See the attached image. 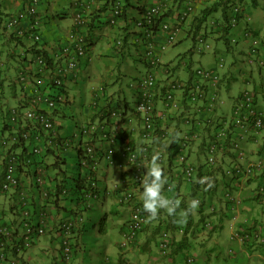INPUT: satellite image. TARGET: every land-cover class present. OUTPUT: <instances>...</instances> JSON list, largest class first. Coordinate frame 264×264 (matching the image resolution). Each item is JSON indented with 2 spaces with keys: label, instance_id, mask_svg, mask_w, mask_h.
Masks as SVG:
<instances>
[{
  "label": "crops",
  "instance_id": "0c3cea01",
  "mask_svg": "<svg viewBox=\"0 0 264 264\" xmlns=\"http://www.w3.org/2000/svg\"><path fill=\"white\" fill-rule=\"evenodd\" d=\"M77 1L78 0H53L50 5L45 6L46 8L44 6L41 7L43 15L50 21L48 26H51V28L48 26L43 28L44 43L43 46L39 48H41L44 53H47L50 59L58 53V45L64 41L67 34L73 29L72 15L74 14ZM135 2L136 4H134V0H131L134 8H129L128 16L132 15L129 16L131 24H128L129 30L126 31V26L119 25L115 27L110 24L109 20L113 16L111 13L112 7H105L106 0H100L96 13L92 16L94 21L90 31L92 47L89 49L87 55L79 62L80 71L77 78L66 87V94L69 99L68 106L59 112L57 111L58 121L62 129L64 121L68 115L73 118L71 133L73 132L75 122L80 121L83 124L98 123L102 120V116L100 115L102 108L99 107L106 103H108V105L118 106L125 112V115H135L134 105L137 94L135 95V93L129 89V82L133 79H129L128 77L136 78L137 76H140L144 70V66L139 62L137 56V49L139 47L141 49L144 48L142 46L144 42L141 43L139 40L140 35L138 36L139 33L143 36V32L136 27L132 19L138 17L140 11L139 7L143 8L146 4L155 3L156 0H135ZM27 3L28 0H0V17H6L12 13L18 12ZM225 6L226 0H208L205 4H201L199 6L200 10L196 13L194 19H189L181 28L179 40L169 44L170 46H165L166 54H163V58L168 62L172 61L173 63V61H175L176 64L179 63L176 67L177 74L180 78L186 79L190 78L189 75H191L192 70L197 68L194 63L196 55L206 56L212 53L213 62L208 64L207 67L213 66L219 57H224L227 61V65L223 71L222 81L219 85V94L222 100L221 106H224L222 97L223 91L226 90L230 92L234 83L240 78L243 84L248 88L243 90L234 99V102L230 107L231 110L236 104L238 97L246 91L256 93L257 102L264 108V23L262 21L264 16V0L245 1V20L230 35V38L234 36L238 39L236 45L231 44L229 36H227V38L221 36V34H219L220 32H218L217 28L214 26L215 24L223 22V8ZM257 9H261V12H257ZM178 14L179 12L175 13L170 20L176 21ZM201 20L203 23L200 22ZM247 30H250L253 33L252 38L244 37V33ZM165 36L166 35L163 32V38H165ZM8 38L9 37H7V39ZM169 38L170 33L166 41H169ZM201 39L211 45L210 50L201 48ZM211 39L214 41V45L210 42ZM156 41L157 38H154V44ZM4 42L5 38L0 42V50L5 52L7 46H5V48L2 46ZM33 43H28V45L25 46H17L15 49V53L19 57L25 58L23 63L26 65L32 64L33 52L30 51L31 47L29 46ZM149 43H151V41L145 42V44ZM186 43H189L186 49L175 54H170L173 49ZM145 44L144 46L146 49ZM219 45H222V48H220ZM122 46H124V48L122 49L123 54L121 55L119 51H121ZM158 46L161 47L162 45L159 44ZM252 48L259 50V57H254L250 54ZM229 57H233L235 61L228 63ZM243 58L244 60L240 62ZM96 63H98L99 69L96 67ZM8 67L9 66L6 65V68L4 69L3 65H0V84L2 85V89L0 90V119L6 116L10 108L13 107L12 105L15 101L18 103L16 106L25 108L29 103L30 95L33 90L32 88H47L50 83L49 76L41 72L35 75V77L32 76V81L28 84L18 85L14 82V69H8ZM88 71L87 82L91 83V86L89 91L84 94L81 109L79 112L75 113L70 89L74 88L83 75ZM167 73L168 72L165 71H159L158 73L159 77L161 76L162 85H164L166 80L169 79ZM3 77L4 80L1 81ZM85 84L84 81V89L86 88ZM19 89L21 90V93L18 96L17 92ZM100 89L104 91V97H102ZM92 102L98 103V109H94L93 106H91ZM228 114L229 113L226 112H217L212 118V121L209 123L207 122V124L204 125V130L195 129L194 133L193 131H190L192 130L191 121L196 118L194 109L187 108L179 117L173 116L169 122L170 128L175 130L172 140H163V144L155 142L158 147L163 146V151L168 155L169 160L163 164L168 180L181 171L178 162L180 153L177 152V149L185 134L187 132L191 133L192 136L194 134L192 144L188 151L191 162L198 165L205 164L208 147L215 139L214 134L217 131V127L222 120L230 119L231 116ZM141 126V119L136 115V121L131 126H125L121 122L119 123L118 128L112 127V133H114V135L111 137V141L101 139L97 141L96 144L105 151L113 150L118 143L123 141V139L131 140L138 146L142 141ZM119 128L121 129L119 130ZM239 131L240 129L237 125L234 123L230 125L229 139L227 140L228 143H225L224 148L217 155L220 165L224 168L230 165L234 160L231 143L232 135ZM260 137L261 140L256 142V140L249 135L247 141L242 143L245 155L251 160H260L263 155L264 129L260 132ZM159 140H161L160 137L156 139V141ZM42 144V147L45 146L47 151L44 150L46 151L44 157L41 159L39 157V163L42 162L43 164H40V166H44L46 174L49 173L50 168L58 172L57 166L48 167L49 165H54L49 162V159L50 157H53L55 162L62 163L60 157L61 154L56 150L51 149L47 143H45V140ZM28 148L30 149V146ZM48 149H51L52 151H48ZM17 151L23 156H26L29 153L28 149L27 152H23V149ZM1 154L2 153L0 152V164L2 161ZM56 156H59L60 158ZM101 167L103 168L102 174L105 175L106 182V186L104 187L105 204L102 205V211L96 209H99L100 205L96 207L93 203L95 201L88 202L89 206H92V208L87 209L85 204L82 203V200H78L76 207L72 208L74 213L71 214V209L67 206V203L64 205L63 199L56 202V205L48 201L38 200L39 198L36 197L37 195L35 194L33 198L35 199L36 204L32 203V208L34 206V209H44L43 211L45 213L48 211L49 217H46L47 219L44 223L50 227V231L45 237L39 239L37 243L25 252L24 258L27 261L31 264H58L61 243L56 229L57 225L55 224L72 218L77 212H79V214H82V222L80 223L74 238V242L77 245V254L74 264H89L91 261L90 250L99 253L98 259L94 264H124V260L129 264H153L152 261L155 258L153 249L155 247L158 250L157 241L159 240L156 237L154 238L152 233L157 228L158 222L152 223L148 226L143 239L141 241L139 240V243H136V248L133 249L130 247L129 250L126 247L122 248L121 244L124 242L123 225L132 217V213L130 207L118 203L115 194L123 188V178L126 174H123V169L118 166H110L105 159H101ZM214 173L217 174L221 181L220 183L222 185L224 184V186L227 184L224 181L230 180L223 176L221 170L220 172L215 170ZM25 176L27 181L32 183L33 178L31 172H28ZM262 179V176H258L255 180L249 182V184L246 185L245 191L242 193L241 198L244 199L243 208L236 216L241 223L254 224L257 222L258 225H261L264 222V213L260 210L257 202L253 199L256 193V188L261 183ZM57 183L58 179L56 177L50 178L48 175V188L54 189L57 186ZM191 186L192 185L187 182L180 183L179 192L183 198L182 206L180 207L181 210L186 209L192 199L189 197V193L192 190ZM140 194L141 192H139L138 195ZM1 200L4 201V212L6 211V206L8 204L12 205L13 210L12 214H6L4 220L10 222L14 220V218H17V201L14 199L8 200L2 196L0 197V201ZM204 203L205 206L203 207V212L200 211L201 207H198L195 212L188 214L186 223L191 226L189 232L196 233L195 235L188 234L187 236L189 243L191 244L190 253L187 255H192L191 253L194 252L197 261L196 264H230L231 257H229L226 249L229 250L230 248H234L238 254V261L235 264H252V261L250 262L249 260L254 256L255 251H260L259 253L263 255L260 264H264V247H255L257 249L252 248L250 255L249 246L247 247L239 242L233 243L226 237L225 234L229 231L228 226L231 223L232 215L235 213V208L229 207L227 203L222 200L221 192L219 191L213 196L212 200H210V198H205ZM254 208H259V212L254 214ZM202 216H205L207 220L214 221V224L217 225L216 228L208 232L207 230H202L198 227V222ZM0 217H3L2 211L0 212ZM160 217H162L161 219L163 221H169V214L164 210H161ZM101 223H105L104 233L99 230ZM53 225H55V228L52 227V229L51 226ZM113 232H118L122 241L116 242L112 245L110 244V239L113 238ZM229 233L231 234V229ZM174 235L176 236V239L180 241L183 234L175 233ZM102 239L106 240L105 247L99 245L100 240ZM225 240H227V242ZM225 242L226 244L224 245ZM227 244L228 246L226 247ZM112 247L118 252L117 259L111 258L108 253V251L113 252L111 250ZM102 250L105 251V254L101 252ZM171 252L173 251H170V259L168 260V263L182 264L181 254H177L176 252L172 253L171 256ZM105 256H108L109 260H107Z\"/></svg>",
  "mask_w": 264,
  "mask_h": 264
},
{
  "label": "built area",
  "instance_id": "2783aa9c",
  "mask_svg": "<svg viewBox=\"0 0 264 264\" xmlns=\"http://www.w3.org/2000/svg\"><path fill=\"white\" fill-rule=\"evenodd\" d=\"M44 1V0H43ZM43 1L41 0H28V3L24 6V8L17 13L12 15L1 17V22L3 25L9 29L10 31L15 30L18 24L24 26V30L19 31V36L21 37H29L28 39L33 40L35 42L42 41V32L41 28L44 23H47V19L44 18L42 12L40 10L41 5H43ZM52 0H45V2ZM163 0L159 1L154 5L152 10L141 17L140 20L151 19L153 15H162L163 14V6L165 8H169L174 5L175 0ZM185 5L189 6L188 13L184 12L181 17L183 20L193 19L197 13L198 4L206 1V0H182ZM99 0H78L75 13L73 15V30L68 34L66 41L63 45H61L60 53L55 57L56 60L62 61L63 65H57V67L53 71H49L54 78V83L58 87H61L66 80L71 79L74 74H76L79 70V59L86 56L87 48L89 45V37H88V26L91 21V14L94 8L97 6ZM169 3L170 5L164 4ZM121 4L116 2L112 7L114 14L117 16L122 13ZM243 0H232V4L230 5V10L228 11L229 24L231 27H237L239 17L243 14ZM142 27V22L139 23ZM138 25V26H139ZM171 25V24H170ZM139 26V27H140ZM172 26V25H171ZM170 26L165 25L164 29H169ZM149 31L144 33L147 34ZM180 35V29L175 30L170 33V40L175 42ZM147 36V35H146ZM156 46L150 44L147 51L153 52ZM209 48V46H207ZM159 53V49L157 50ZM257 51L255 49L252 50V54H256ZM160 54V53H159ZM44 58V57H43ZM42 57H38L37 61L40 66L45 67V60ZM156 66L153 68L154 72L161 69L164 65L162 57L156 58ZM225 59L220 58L217 66L214 68H206V69H198L194 78L190 83L187 82H178L177 84H171L168 87V91L164 96V100L162 99V103L164 104L163 111H158L153 108L155 105H158L160 101V90L159 93H153V88L157 85L160 86L159 80L156 79L157 76L146 75L139 82H135L132 87L137 92L138 104L136 105L135 111L140 116L141 119V128H142V137L145 140H148L150 137H160L163 140V123L167 118L168 113H176L182 108V101L186 97L189 103L196 105V112L198 114H211L215 110L218 102L219 96L216 92V87L218 82L220 81L221 75L220 70L224 68ZM46 68V67H45ZM44 68V69H45ZM30 69V67H29ZM43 71H46L43 70ZM22 80H25L24 73L21 74ZM154 95L158 98H154ZM54 99V98H53ZM51 98L44 99L43 97H37L32 103V109H30L26 113V121L32 123L34 126H38L41 130H44L46 133H52V139H57L56 133L54 134V123L48 115L45 113L39 112V105L46 104L50 107L55 106V99ZM63 101V98H60ZM153 102L152 105L150 102ZM164 101V102H163ZM122 114L118 111L111 112V117L114 119H119ZM233 117L236 119V123L240 125L243 129V132L247 129H251L256 135L263 130L264 128V109L260 108L256 103V96L254 93L245 92L241 97L234 108ZM155 119L160 121V129L155 126ZM129 124H132L133 119L127 120ZM8 122L13 126L17 127L20 125V115L17 110H12L8 119ZM108 126L107 124L100 125L99 127L90 126L83 127L80 130V136H84L87 139L91 138L92 135L100 133L104 138H108ZM161 132V133H160ZM54 134V135H53ZM21 137L25 141L34 140L37 142L40 139L39 135H34L31 131L21 130ZM93 137V136H92ZM243 138L241 135L238 136V139ZM217 139L210 148L209 155V164L213 165L216 162V155L221 150L223 140L227 139V132L225 129H221L217 134ZM188 140V137H186ZM13 143V139H10L8 136H5L3 133V129L0 126V150H4L9 147ZM84 154L82 158V165L85 167H89L92 162L91 167V176L89 179L93 181L94 172L97 170V161L95 160L94 165L93 161L95 159V148L92 144L87 143L84 146ZM235 148L238 150L239 155H237V159L239 161L234 167L227 171L229 176L239 175L241 177L246 178H254L257 176V173L261 172L264 169V155L261 160L252 161L247 160L245 155L240 152V143L239 141L235 142ZM143 149V151L141 150ZM187 149L188 145L186 142L182 144L179 148L180 152V163L183 164V169L180 174L174 175L171 179L168 180L169 184L173 185L172 190L168 191V184L165 185L166 192L175 196L177 192V186L180 182L178 177L181 174H184V179L186 182L197 181V173L198 168L189 163L187 159ZM154 151H158L161 153V161L163 162L167 159L165 153L162 150L155 149L149 143L141 144L139 147H135L130 141L124 142L118 150V158L123 160L126 163V166L132 173L131 184L141 185L142 176L146 174L147 169L143 167V162L145 158L150 159L151 155ZM34 155H40L42 153L39 147H34L32 149ZM106 160L110 163H114V156L112 152L107 153ZM28 165H33V161L31 159L26 160ZM19 167L20 162L18 157L14 154L9 153L6 157L5 171L1 177L0 174V189L4 193H10L12 191L18 192V197L21 200L22 204L26 207L24 211L25 216V245L28 246L35 234H44L45 230L43 227L34 228L30 223V212L27 209L28 205V195H27V185L23 183L22 179L19 177ZM263 174V173H262ZM207 177V176H202ZM3 179V180H2ZM205 181L204 183H206ZM44 180L41 176V170L38 171V176L36 179V184L41 187V195L44 197H48V191L44 188ZM130 184V185H131ZM93 187L96 186L95 181L92 184ZM132 190V188L130 189ZM91 195H93L91 193ZM258 196H261V206L264 209V179L263 183L258 189ZM230 201H233L236 205L240 204V199L227 195ZM121 200L127 202H132L134 195L132 191L125 192L121 195ZM200 203V199L197 198ZM134 218L132 224L130 225L128 231L130 232V237L133 238L134 234L143 231L144 226L151 221L148 218L149 214L144 211L142 205L134 204ZM75 226L73 222H67L62 226V232L64 234V251L62 256V264H71L72 263V248H71V230ZM207 227H211V223H207ZM5 236L10 237V231L7 228H3L1 230ZM171 234L168 231H164L160 240V250L162 253L167 254L169 250V243L171 242ZM232 241H238L243 244L254 243L261 246H264V222L261 225L257 226H248L241 229H234L231 235ZM230 253H234L233 250H230ZM1 258H4V254L1 255Z\"/></svg>",
  "mask_w": 264,
  "mask_h": 264
},
{
  "label": "clouds",
  "instance_id": "9594fccd",
  "mask_svg": "<svg viewBox=\"0 0 264 264\" xmlns=\"http://www.w3.org/2000/svg\"><path fill=\"white\" fill-rule=\"evenodd\" d=\"M41 1H43V0H41ZM159 1H161V0H156V2L152 3V4H146L144 7H146L147 5H150V6L155 5ZM207 1L208 0L203 1V2L198 4L197 12L200 10L199 6L201 4H205ZM245 1L246 0H243L244 10H246L245 9ZM52 2H53V0L52 1H48V2H45V0H44L43 1V5H41V7L48 6ZM99 3H100V0L98 2L97 6L99 5ZM231 4H232V0H226V6L227 7H228V5L230 6ZM97 6L94 8V10H93V12L91 14V21H90L89 26H88L87 33H88V37H89V45H88V48H87V53L89 52V49L92 47V44H91V41H90V31H91V24H92V21H93L92 16H94V14L96 13ZM41 7H40V10H41ZM137 7H139V6H137ZM75 9H76V7H75ZM229 9L230 8H227V10H229ZM224 11H226V7L223 8V12ZM112 12H113V9L111 8V13ZM74 13H75V11H74ZM12 14H14V13H12ZM12 14H10V15H12ZM42 15H43V13H42ZM73 15H72V23H73ZM112 15L114 16L113 13H112ZM1 17H0V30L7 29L3 25V22H1L2 21ZM44 18L47 19V17H45V16H44ZM243 19L245 20V17ZM49 24H50L49 20L47 21V23L43 24V27L41 28L42 35H43V31H44L43 28H46ZM240 24L241 23H239L238 26ZM238 26L235 27V29H237ZM179 29H180V34H181V28H179ZM72 30H70V32ZM68 34H67V36H68ZM252 34H253L252 32L245 31L244 37L245 38H252L253 37ZM67 36H66V38H67ZM179 37H180V35H179ZM179 37H178L177 40H179ZM66 38L64 39V41H62V43H60L58 45V48H59L58 49V53L53 56V58H52L53 60L54 59L56 60L55 57L60 53L61 45L64 44V42L66 41ZM229 39H230L231 44H233V45H236L237 42H238V39L236 37H234V36H232ZM153 40H154V38H153ZM31 41L35 42L33 40H31ZM41 42L44 43L43 42V36H42V41ZM38 44H40V43L38 42ZM150 44H152V42ZM200 46H201V48H205V50H210L211 49V45L209 43H207L206 41L202 40V39L200 40ZM207 46H209V48H207ZM158 48H159V53L162 54L163 53L162 47L158 46ZM253 49H255L257 51V53L255 55L252 54V50ZM87 53H86V55H87ZM250 54L252 56H254V57H259L260 56L259 55V50L256 49V48H252ZM84 57H82V58H84ZM82 58H80L78 62H80ZM220 58H224V57H219L216 60V63L213 66H211V67H197L195 70H192L191 75H189L190 78L183 79V82L190 83L193 80L194 74H195V72L198 69H206V68H214V67H216ZM46 59H47V56H46ZM56 61L58 62L57 65H63L62 61H59V60H56ZM163 63H164L163 67L161 69L159 68V70H157L158 73H159V71L160 72L164 71L165 70V66L168 63H170L169 64L170 68L179 65V63L173 64L172 61L168 62V61H165V59L163 60ZM226 65H227V61L225 59L224 68H222L220 70L221 78H220V81L218 82V85L216 87V92H217V94L219 96V102H218L215 110L213 111V113H211V114H201V115L198 114L196 112L197 106L189 103L188 99L185 97L184 100L182 101V108H181L180 111H178L176 113H168L167 114V118H166V120L164 121V123L162 125L163 126V131H165L167 133V136L163 137V140H166V141L172 140L175 130L170 128L169 122L173 118V116L179 117L182 113H184L186 111L187 108L188 109L189 108L194 109V113L196 114V118L191 121V124H192V130H190L191 132L193 131V133H194L195 129L204 130V125L207 124V122L209 123L210 121H212V118L218 112L219 106H221V104H222L221 96L219 94V85H220V83L222 81L223 71H224ZM29 66H31V65H29ZM54 69H52V70L49 69V71H53ZM41 70H42L43 73H45L46 75L49 76L50 83L48 84V87L47 88H40V87L32 88L33 90H32V93L30 95V100H29L30 103H29V105L27 107L23 108L22 111H19V109H20L19 106H16V107L13 106V107L10 108V110L6 114V116H4V117H2L0 119V126L3 129V133L5 134V136H8L10 139H13V143L9 147H7L4 150H0V152L2 153L1 154L2 155V161H1V164H0V174H1V177L4 174L7 155L9 153L16 155L18 157L19 162H20L19 177L22 179L23 183H25L27 185V189H28L26 192H27V195H28V205H27L28 207H27V209L30 212V218H29L30 219V223L33 225L34 228L43 227L45 232H44V234H40V235L35 234L33 236L32 240H31L30 244L28 246H26L25 245V241H24V238H25V221H26L25 216H24V211L26 210V207L22 204L21 200L19 199L18 192L12 191L10 193H4L0 189V197L2 196L4 198H7L8 200H13L14 199V200L17 201V205H18V207L16 208L17 214H18L17 218H14V220H12L10 222H7V221L4 220V217L6 216V214H12L13 213L12 205L8 204L6 206V211L4 212V208L5 207H4L3 203L0 204V209H2L1 211L3 212V217H0V239L1 238H5V240H6L5 243L0 245V264H31L29 261H27L24 258L25 252L27 250H29L35 243H37L39 241V239H41L42 237H45L49 233L50 227H48L44 223L46 221V219H47L46 217H49L48 211H46V213H45L43 211L44 209H41V210H38L36 208L34 209V206L32 208V203L36 204L35 199L33 198L35 196V194L37 195L36 197L39 198L38 200L48 201V202H51L53 204H56V202H58L60 199H64V196H67L68 193H69V191L66 188L63 187L62 183L59 182V176L64 174V171L61 168V165H63V161H62V163L55 162L54 165H49L48 166V167H51V166H57L58 167L57 168L58 172H57V176H56V178L58 179L57 186L54 189H50V188L47 187L48 174H46V169L44 168V166H42V167L40 166V164H42V162L39 163V161H40L39 157H40V159L42 157H44L45 153L47 151L45 146L42 147V145H43L42 142L44 140H45V143H47V145L51 149L56 150L58 153H59L60 148L61 147L63 148V146H64L65 139H63L60 136V130L62 129V127H61V125L59 124V121H58L57 111L59 112L63 108L67 107L68 104H69V99H68V96L66 94V87H67V85L69 83L75 81V79L77 78V75L79 74V71H80V64H79L78 72L76 74H74L71 79L66 80L65 83L61 87H58L57 85H55L54 78L52 77V74L49 71H47V70L43 71L45 69H41ZM157 71H155V72H157ZM25 78H26V76H25ZM158 79H159V83H160V89L159 90H160V93H161L160 94V96H161L160 97V101L158 102V106H159L158 111L161 112L164 109V104L162 103V99L164 100V96L165 95H163V91H162L163 90V85L161 84V79L159 77H158ZM0 89H1V87H0ZM129 89L131 91H133L135 93V95L137 94L135 89H133L132 85L129 87ZM168 90H166V92ZM100 92L102 94V97H104V91L102 89H100ZM246 92H251V91H246ZM244 93H242L238 97V100H237L236 104L233 106L232 110L230 111V116H231L230 119L229 120H222V122L218 125L217 131L214 134L215 135L214 136L215 139L211 142L210 146L208 147V152H207L208 154L206 155V159H205L206 163L205 164H199L198 165V164H194V163L191 162L190 155H189L188 151H189V148H190V146L192 144V139H193L194 134L192 136L191 133L187 132L185 134V136L183 137V140L179 144V145H182V144H184V142H186V144L188 145L187 159H188L189 163L194 164L198 168V173H197L198 175H200L199 174V172H200L199 168L200 167L203 169V171H206V170L209 169V170H212L213 173H214L215 170H217L216 165L217 164L220 165V161H219L217 155H218V153L220 151H222V149L224 148L225 143H228L227 140L229 139V130H230V125L232 123L237 125V127L240 129V131L238 133L232 135V142L231 143H232V148H233V153H234V160H233V162L230 165L225 167L226 175H224V173L222 171L223 176L227 177L228 179L230 177H232V176H229L227 174V171L229 169H231L232 167H234L236 164L239 163V161L237 159V155H239V152L235 148V142L239 141V143H240V152H242L245 155V150L243 148L242 143L244 141H247L249 135L252 138H254L256 140V142L261 140L260 132L262 130L257 135L251 129H247L246 131L243 132V129L240 127V125H238L236 123V119H234V117H233L234 108L236 107V105L238 104V102L240 100V97ZM251 93H254V92H251ZM254 94L256 96V93H254ZM37 97H43L44 99H48V98H51V99L54 98L55 99V101H54L55 102V106L54 107H50L49 105H46V104H41V105H39L38 108H39V112L45 113L46 115L51 117V119H52V121L54 123V130H55L54 134L56 133L57 139H52V137H51L52 133H46L44 130H41L38 126H34V125H32V123H30V122L25 120L26 119L25 118L26 117V113L30 109H32V103ZM136 97H137V95H136ZM60 98H63V101L60 100ZM256 103L258 104V106L260 108H263L257 102V96H256ZM91 106H93L94 109H98V107H99L98 103H96V102H92ZM115 107H118V106H115ZM115 107L112 106V105H108V103L104 104L103 106L101 105L99 108H102V110L100 112V115L102 116V120L99 121L98 123L83 124L80 121L75 122V126H74V129H73V132L71 133V138L75 142L80 169H81V171L82 170L86 171L85 176H82V175L79 176L78 180L75 183V187L77 188L76 192L78 193V199L77 200H79V201L82 200L83 203L85 204V207L87 209H91L92 206H89L88 202L95 201L96 198L100 197V192L101 191L98 188L97 182H98L99 177H100L99 172H100V168H101V159H105V161L110 166H114V167L118 166L119 168L123 169V174H126L124 176V178H123L124 182L122 180L124 186L115 195L117 196L116 198L118 200V203L120 205H124V206L126 205V206L130 207V210H131V213H132V217L123 225V240H124V242L121 244L122 248L126 247L129 250L130 247H132L133 249L136 248V243H139V240L141 241L143 239V237H144V234H145L144 232H142V234L140 236H136L135 237V234H136L135 233L133 238H129L130 237V232L128 231V229H129L130 225L132 224V221H133V218H134L133 205L134 204L135 205L136 204L142 205L144 211L149 214L148 218L151 219L150 222H152V223H153V220L158 218L161 210L166 211L168 214H170L172 216H176L177 209H178V207L181 204L180 199H182V195L179 192V188H180L179 186H180V183H183V182H179V184L177 186V192H176L175 196H172V194H169V193L166 192V187H165L166 184H168V191L169 192L173 188V185L168 183V177H167V175L165 173V169L163 167V164L165 162H167L169 160V158H168L167 153L165 151H163V146H159L158 147L156 145V143H155V142H159V143L163 144V140L161 138V135H160L161 140H159V141H156V139L158 137L155 136V135L152 138L150 137L148 140L143 139V137H142V128H141V139H142V141H141V143L139 145L145 144V143H149V144H151L153 146V148L162 150L165 153L167 159L162 164L161 153L158 152V151H154L153 154L151 155V158L150 159L145 158V160L143 162V167H145L147 169V171H146V174H144L142 176L141 185H138V184L132 185L131 184L132 173L129 170V168L126 166V163L123 160L118 158V150H119V147L126 141H130L135 147H139V145L138 146L135 145L134 142L131 141V140L123 139V141L121 143H118L113 150L105 151L104 149H101L100 147H98L97 144H96V142L101 140V139L102 140H106V141H111V139H112L111 137L114 135V133H112V127L118 128V125L121 122L125 126H131L136 121V115H138L136 113V111H135V115L128 116V115H125V112L122 109H120V108H117V110H115L116 109ZM12 110H17L18 111V113L20 115V122H26L25 126H24L25 127L24 130L31 131L32 134H34V135L36 134V135L40 136V139L37 142H35L34 140L25 141L20 135L19 126L17 128V132L19 134L16 135V136L20 137L19 141L13 135H10L9 131H4V129H8V127L11 125L8 122V119H9V116H10V113H11ZM113 111H118L119 113L122 114V116L119 117V119L112 118L111 117V112H113ZM131 118L133 119V121H132V124H129L127 120L131 119ZM22 120H24V121H22ZM103 124H107V126H108V129H109L108 138H104L100 133L94 134V135H92L93 137L91 136V138H88V139L86 137H84V136L78 137L80 135V130L83 129V127H90V126L99 127L100 125H103ZM121 128H119V130ZM221 129H225V131L227 132V139L223 140L224 143L222 144V148L216 155V162L213 165H210L209 164V160H208L209 159V155H210V148H211V145L216 140H218L217 139V134H218V132ZM159 131H161V129H159ZM239 135H241V137H243V138L238 139ZM186 137H188V140H186ZM89 142L95 148V159L93 161V165H94L95 160L97 161V170L94 172V175H93V177H94L93 181H95V183H96L95 187L92 186L93 181H91L89 179V176H91V170L93 168V166L91 167L92 162L90 163L88 168L83 166L82 163H81L82 158H83V154H84V148H85L84 146H85V144H87ZM19 143H22V144H20L16 149L17 150L23 149V152H27V149H28L29 153L26 156H23L16 149H14L12 152H10V150H12L13 146L14 145H18ZM29 146H30V149L28 148ZM35 146L39 147L41 149L42 153L40 155H34V153L32 152V149ZM178 148H180V147H178ZM51 149H48V151H52ZM44 150H46V151H44ZM141 150L143 151V149H141ZM110 152H112V154H113V156L115 158L114 163H110V162H108L106 160L107 153H110ZM263 155H264V148H263ZM263 155H262V157H263ZM56 157L60 158L61 156L60 157L56 156ZM245 157H246L247 160H251L246 155H245ZM262 157H261V159H262ZM28 159H31L33 161V165H28L26 163V160H28ZM252 161H258V160H252ZM178 162H179V166L181 167V170H182L184 165L180 163V157L178 158ZM39 170H41V176H42V178H43V180L45 182L44 183V188L48 191V197H44V196L41 195V192H40L41 191V187L36 184V179H37ZM28 172H31V174H32V178H33L32 183L31 182L29 183L27 181V179H26L25 175ZM180 172H178V174H180ZM198 175H197V178H198ZM258 176H262L263 179H264V169L261 172L257 173L256 177L251 178V181L255 180ZM241 178H244V177H241ZM170 179L172 180L173 178H170ZM209 179H210L209 177H203V178H201L200 182L203 184L205 181L208 182ZM263 179H262L261 183H263ZM187 183H189V182H187ZM261 183L256 188L255 196L257 195V192H258L259 187L261 186ZM189 184H192V182H190ZM131 188H132V190H130ZM245 189H246V185L243 184V185H241L239 190H237V191H235V192H233L231 194V196H234V197L240 199V204L237 207H235L234 211H235L236 214L232 215L231 223L229 225V229L231 228V234H230V238H229L230 241H232L231 240V235H232V232H233L234 229H240V228H244V227H248V226L254 225L252 223H250V224H248V223H240L236 227V222L238 221V218L236 216H237L238 212L243 208V205H241V203H244V199L241 198V196H242L243 191H245ZM128 191H132V193L134 195V198H133L132 202H130V203L129 202L126 203L125 201H122L121 198H120L123 193L128 192ZM139 192H141L140 195H138ZM91 193L93 195H91ZM104 197H105V191H104ZM197 198H199V197L192 198L190 203L188 204V207L186 209H183V210L180 211L179 216L175 219V222L177 224L186 223L187 222V218H188V214L192 213V212H195L198 209L199 200ZM227 199L228 198H226V200ZM55 207H57V206H55ZM259 207H260V209H262V211L264 213V209L262 208V206L259 205ZM54 215H56V214H54ZM81 218H82V214H79V212H77V214L75 216H73L72 218L60 221L58 224H55V225H57L56 229H57V233H58V235L60 237V243H61L58 264H62V256H63V251H64V234L62 232V226H63V224H65L67 222L75 223V226L71 230V239H70L71 248H72V263L71 264H74V262H75L76 252H75V250L73 248L74 244H75L74 238H75V234L77 232V229H78L80 223L82 222ZM3 220H4V222H3ZM208 222H210V221H208ZM55 225L51 226V228L52 227L55 228ZM166 225H167V221L165 222V227H166ZM214 226H215L214 221H212L211 227L210 228L207 227L206 230L208 232H210V231H212L214 229ZM145 227H146V225L144 226L143 231L146 229ZM3 228H7L10 231V234H11L10 237H7L3 233H1V230ZM101 229H105V223L104 224L101 223V226H100V229H99L100 232H103ZM19 230L22 231V232H20ZM180 232L182 233L183 230H180ZM171 234H173V233H171ZM232 242L234 243V242H238V241H232ZM241 244H243V243H241ZM243 245L247 246V244H243ZM253 246L257 247V248L264 247V246L252 243L251 247H253ZM230 250H233L235 255H238V254L236 253L234 248H230L228 250V253H229L228 255H229V257L231 256V259L233 260V264H235L236 261H238V256L237 257H235V255L232 256L233 253L231 254ZM158 251H159V254L162 253V252H160L161 251L160 247H158ZM2 254H4V258H1ZM167 254H170V250H168ZM160 256H162V255L160 254ZM105 257L107 258V260H109V257H107V256H105ZM123 262H124V264H129L125 260ZM196 262L197 261H196V258L194 256H191V257L187 258V263H189V264L196 263ZM117 263H119V262H117Z\"/></svg>",
  "mask_w": 264,
  "mask_h": 264
},
{
  "label": "trees",
  "instance_id": "16d2710c",
  "mask_svg": "<svg viewBox=\"0 0 264 264\" xmlns=\"http://www.w3.org/2000/svg\"><path fill=\"white\" fill-rule=\"evenodd\" d=\"M116 2H118V4L122 5L121 6L122 13L116 16L114 14V12H112L114 14V16H112L110 18V20H109L110 24H112L115 27L119 26V25L126 26L127 27L126 31H128L129 30L128 24H131L130 23L131 19L128 16V12H129V8H134V5H132L131 0H106L105 7H108V6L113 7ZM163 2H165V1H163ZM164 4L170 5L169 3H164ZM153 7H154V5H152V6L147 5L146 7H143V8L139 7L140 11H139L138 17H134L132 19V21L134 22L136 27L139 28L140 31L143 32V34L146 33L147 31H149L147 34H145L143 36L140 33L138 34V36L140 35L139 36L140 42L141 43L144 42V44H145V42L151 41L152 44L156 47L153 50V52H150L149 50L147 51L148 47L150 46V43H149V44H145L146 49H145L144 44L142 45L144 48L141 49L139 47L137 49L138 50L137 56H138L139 62L142 64V66H144V70H143L142 74L140 76H137L136 78L135 77H133V78L128 77L129 79H133L129 82V85H128L129 87L131 85H133V83L141 81L140 79L145 77V74L157 76L156 79L159 80L158 79V77H159L158 71L157 72L153 71L154 70L153 68L157 65L156 64V58L162 57V59L164 60L163 54H166V52H165L166 47L165 46H170L169 44L173 43L170 40V38H169V41H166V39L169 36V33H172L175 30L182 28L183 25L188 21V20H183L181 15L184 12L188 13L189 6L185 5L184 2L181 0H175L174 5L170 6L169 8H165L163 6V9H162L163 14L162 15H160V14H158L156 16L153 15L151 17V19H149V21L147 19L140 20L142 16L145 15V17H146L147 13L150 12ZM225 7H226V11H224V14H223L224 15L223 22L219 23V24H215L214 26L217 28L218 32H220L219 34H221V36H224L225 38H227V36H229V38H230V35L233 31H235V28L231 27L229 24L228 11L230 9L227 10V8H230V6L228 5V7L227 6H225ZM177 12H179V14L177 16L178 17L177 20L176 21L170 20L174 16V14ZM244 17H246V10H244L243 14L239 17L238 24L242 23L244 21V19H243ZM140 22H142V27L139 25ZM172 22H174V23H172ZM200 22L203 23L202 20ZM93 24H94V21H92L91 26ZM165 25L170 26V28L165 30L164 29ZM21 30H24V26L21 25V23L17 25L15 30H12V31H10L9 29L0 30V42L3 41V39L5 38V42L3 43L2 46L4 48H5V46H7V48H5V52L0 50V65L2 64L4 69L6 68V65L9 66L8 69L13 68L14 69L13 71H15L14 82L18 85H26L32 81V79H31L32 76L35 77V75L42 72L41 69H44L46 67L45 69L47 71L49 69L52 70V69L57 67L58 62L55 59L54 60L50 59V57L47 55V53H45V54L43 53V51L39 48V47L43 46L42 42H40V44H38L37 42L33 43L30 39H28L29 37L19 36V31H21ZM247 31L251 32L250 30H247ZM163 32L166 35L165 38H163ZM195 32H197V31H195ZM7 37H9V38L7 39ZM153 38H157V41L155 44L153 42ZM28 43H33L32 45L29 46V47H31L30 51L33 52L31 66L23 63L25 58L19 57L15 53V49L17 48V46H25V45H28ZM159 44L162 45L161 46L163 49L162 54H159L157 51L159 49L158 48ZM123 48H124V46H122L121 51H119L121 53V55L123 54V51H122ZM46 56H47V59H46ZM38 57H42V58L44 57L43 59L45 60V67L40 66L39 62L37 61ZM169 64L170 63L166 64L165 70H164L165 72L169 73V74L167 73V76H169L168 77L169 79H167L166 83L163 85V90H162L163 95H165L167 88L170 87L171 84L175 85L178 82H183V79L180 78V76H178V74H177V69H176L177 66L170 68ZM173 64H176L175 61H173ZM29 67H30V69H29ZM22 73H24V75L26 76V78H25L26 82L22 80V76H21ZM159 78L161 79V76ZM3 80H4V77H3V79H1V81H3ZM0 86L2 89L1 84H0ZM159 89H160V86L157 87V85H156L155 88H153V93L154 94L159 93ZM155 95H154V98H158ZM29 103H30V101H29ZM29 103H28V105H29ZM152 103L153 102L151 101L150 104L152 105ZM137 104H138V97L136 98V102L134 105L135 108H136ZM23 108L24 107H20L19 111H22ZM115 108H116L115 110H117V108H119V107H115ZM153 108L156 110V108L159 109V106L155 105V107H153ZM22 121H24V120H22ZM25 123L26 122L20 123L19 131H21L25 128L24 127ZM155 126L158 127V130L160 129L161 125H160L159 120L155 119ZM17 128H18V126L15 127L11 124L8 127V129H4V131H9L10 132L9 134L13 135L19 141L20 137L16 136L19 134L17 132ZM162 133H163V137L167 136V133L165 131H162ZM160 135H162V134H160ZM20 144H22V143H19L18 145H14L12 150H10V152H12L14 149H16ZM181 146L182 145H179L178 147H181ZM177 152H179V148L177 149ZM216 167H217V172H220V170H221V171H223L224 175H226V170L224 167H222L219 164H217ZM199 171H200L199 172L200 175H198L196 183H195V181H192V184H191L192 190L189 193V197H191V198L199 197L200 198L201 201L199 203V207H201L200 208L201 212H203V209H204L203 207L205 206V203H204L205 198H210V200H212L213 196H215L219 191L221 192L222 200H224V202H226L229 207H231V208L237 207L238 205H236L234 202L230 201L229 199L226 200V198H228L227 195H231L233 192L239 190L241 185H243V184L248 185L249 182H251V178L250 179L246 178V177L240 178V176L236 174L235 176L233 175L232 177H230L229 181H224L227 183L224 186V184L222 185L220 183L221 181H220L219 177L217 176V174L213 173L212 170L208 169L206 171H203V169L200 167ZM203 175L209 177L210 179L208 180L207 183L202 184L200 182V180H201V176H203ZM178 180H180V182L186 183V181L184 179V174H181L178 177ZM253 199L257 202V204L261 205L260 204L262 201L261 196L256 195L253 197ZM180 201H181V204L177 209L176 216H172L169 214V219H168L169 221H167L166 227H165L166 221H163L161 219L162 217H160V214H159L157 219L153 220V223L158 222L157 223L158 226L152 234L154 235V238L156 237L159 240V241H157V243H158V247H160V240H161V236L163 235V232L168 231L170 234L173 233L170 235L171 236L170 237L171 242L169 243V250L173 251V252H171V256H172V253L177 252V254H181V256L184 255L185 258H189L192 255H187L190 253V250H191V248H190L191 244L189 243L187 236H188V234L195 235L196 232L190 233L189 230H190L191 226L187 225V223L177 224L175 222V219L178 217V215L181 211L180 207L182 206L183 198L180 199ZM243 204L244 203H241V205H243ZM235 214L236 213H234V215ZM208 221H210L212 223V220H207V218L205 216H202L200 218L197 226L200 227L202 230H206ZM150 224H152V222H148L146 224V227H145L146 229L144 231L141 230V231L137 232L135 234V237L140 236L142 234V232L145 233ZM216 226L217 225L214 226V229L216 228ZM253 226H257V222L254 223ZM101 230L103 231L102 233L105 232L104 229H101ZM180 230H183V232L181 233ZM175 233H180L181 235L183 234L180 241H178V239H176V236L174 235ZM5 242H6L5 238L0 239V245L5 243ZM73 248L77 254V245L74 244ZM160 254L163 256V258H166V259L169 258V256H170V254H164V253H160ZM236 263H237V261H236Z\"/></svg>",
  "mask_w": 264,
  "mask_h": 264
},
{
  "label": "rangeland",
  "instance_id": "374dc122",
  "mask_svg": "<svg viewBox=\"0 0 264 264\" xmlns=\"http://www.w3.org/2000/svg\"><path fill=\"white\" fill-rule=\"evenodd\" d=\"M134 4H136L135 0H134ZM257 12H261V9H257ZM132 16V15H129ZM261 17V16H260ZM262 18V17H261ZM262 21L264 23V16L262 18ZM49 27V26H48ZM51 28V26L49 27ZM210 42L214 45V41L211 39ZM189 43L183 44L182 46L173 49L170 54H175L178 53L180 51H183L184 49H186L188 47ZM222 45H219L220 48ZM244 60V58L242 60H240V62H242ZM232 61H235V59L233 57H229L228 58V63H231ZM211 62H213V55L208 54L206 56H199L196 55L195 56V65L196 67H201V66H206L208 64H211ZM244 65V64H243ZM96 67L99 69V65L98 63H96ZM96 73H98L97 71H95ZM88 72H86V74L83 75V77L80 79V81L78 82L77 85L74 86V88L70 89V95L72 97V102L74 103V112L77 113L79 112V110L81 109V104L83 103V99H84V94L87 93L90 89L91 83H88ZM84 81H85V89H84ZM248 87L245 86L242 82V80L240 78H238V81L234 83L233 87L231 88V91L228 92L226 90L223 91V102H224V106H219V113L222 112H226L229 113L228 115H230V111H231V106L234 102V99L245 89H247ZM21 90L19 89L17 94L18 96L20 95ZM12 99V98H11ZM18 105V103L15 101L13 103L12 106H16ZM73 122V118L68 115L67 118L64 121V126L63 129L60 130V136L65 139V143L63 148L59 150V153L61 154V159L63 161V165H61V168L64 171L63 175L59 176V182L62 183L63 187L66 188L69 193L67 196H64V205L67 203V206L71 209V214L74 213V210L72 208H75L77 205V199H78V193L77 188L75 187V183L78 180L79 176H85L86 171L80 169V165H79V161H78V154L76 151V146H75V142L74 140L71 138V126ZM49 162L51 164L55 163V160L53 157H50ZM103 172V168H100V172H99V180L97 182L98 184V188L101 191L100 192V197L96 198L94 205L97 207L98 205H100L99 209L96 208L98 211H102V205L105 204V198H104V187L106 186V182H105V175L102 174ZM50 178H55L57 176V172L55 170H53L52 168H50V171L48 173ZM4 203L3 200L0 201V204ZM83 203V201H82ZM259 206V204H258ZM2 209H0L1 212ZM262 210V209H260ZM259 212V208H254V214ZM235 221V220H234ZM241 221H237L236 222V227L238 226V224H240ZM99 226V224H98ZM231 229V228H230ZM229 226H228V230L230 231ZM229 231L227 232L226 237L229 239ZM113 238L110 239L111 242L110 244H115L116 242H121L122 239L119 236L118 232H113ZM203 236V235H202ZM227 239V240H228ZM109 240V241H110ZM227 240H225L227 242ZM226 242L224 243V245L226 244ZM99 245L105 247L106 246V240H100ZM228 246V244L226 245V247ZM249 246V254L251 255L252 252V248L253 249H257L254 246L251 247V243L247 244V247ZM104 249V248H103ZM111 251H108L109 255L111 258L113 259H117L118 258V252L116 251V249H114V247L111 248ZM115 251V252H114ZM103 254H105V251L102 250L101 251ZM153 252L155 253V258L153 259V264H170L168 263L169 258H163L162 256H160L159 251L154 247ZM226 252H228V249H226ZM260 251H255L254 256L251 258V260H249L252 264H260V261L262 260L261 257L263 256L262 254L259 253ZM194 257H195V253H191ZM235 254L233 253L232 256H234ZM99 253H96V251L94 250H90V258L91 261L89 262V264H94L97 259H98ZM108 257V256H107ZM235 257H237V255H235ZM181 262L182 264H189L186 261V258L184 256H182L181 258ZM259 259V260H258ZM88 264V263H87ZM192 264H196V263H192ZM233 264V260L231 259V263Z\"/></svg>",
  "mask_w": 264,
  "mask_h": 264
}]
</instances>
